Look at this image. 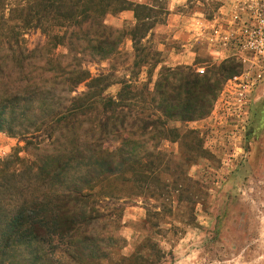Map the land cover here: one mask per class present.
Instances as JSON below:
<instances>
[{
	"label": "rangeland",
	"instance_id": "rangeland-1",
	"mask_svg": "<svg viewBox=\"0 0 264 264\" xmlns=\"http://www.w3.org/2000/svg\"><path fill=\"white\" fill-rule=\"evenodd\" d=\"M132 1L158 4L165 12L142 40L147 56L135 52V13L127 9L106 17L127 32L119 51L105 60L87 56L83 65L92 76H112L109 95L128 79L138 94L145 87L125 103L133 112L152 108L161 70L209 77L212 106L195 121L163 117L164 140L141 137L144 172L131 166L97 180L95 192L106 193L103 201L118 217L109 230L98 229L101 245H111L100 264H264V0ZM175 15L180 25L169 27ZM45 41L38 30L28 45ZM180 55L193 62L176 64ZM86 89L82 83L73 94ZM11 154L33 163L42 153L1 131L0 161ZM1 170L8 179L18 172L16 164H0ZM43 249L58 260L67 246L55 240Z\"/></svg>",
	"mask_w": 264,
	"mask_h": 264
},
{
	"label": "trees",
	"instance_id": "trees-1",
	"mask_svg": "<svg viewBox=\"0 0 264 264\" xmlns=\"http://www.w3.org/2000/svg\"><path fill=\"white\" fill-rule=\"evenodd\" d=\"M158 8L132 0H0V132L42 153L33 163L16 154L0 161L18 168L16 178L0 172V264H100L111 245H101L98 229L118 217L106 193L95 192L97 180L131 166L144 172L147 148L137 141L164 140L163 117L195 121L210 112L207 76L161 70L152 108L133 112L125 103L145 87L138 94L128 79L109 95L112 76H92L83 65L87 56L105 60L119 51L127 32L106 17L127 9L135 13V52L143 54L142 40L163 21ZM38 30L45 43L29 47ZM82 83L87 89L73 94ZM55 240L67 246L58 260L43 249Z\"/></svg>",
	"mask_w": 264,
	"mask_h": 264
},
{
	"label": "crops",
	"instance_id": "crops-1",
	"mask_svg": "<svg viewBox=\"0 0 264 264\" xmlns=\"http://www.w3.org/2000/svg\"><path fill=\"white\" fill-rule=\"evenodd\" d=\"M171 15H173V14H171ZM178 20H180V19L176 15L173 16L172 19L169 17V19H168L169 27H171V25H180ZM176 21H178V22H176ZM178 57L179 58L175 59V60H177L176 64H188V63L191 64L193 62V57L190 55H188V56L187 55H180Z\"/></svg>",
	"mask_w": 264,
	"mask_h": 264
}]
</instances>
